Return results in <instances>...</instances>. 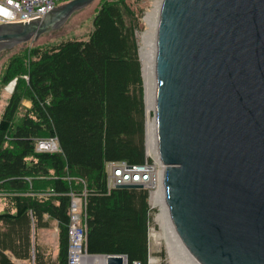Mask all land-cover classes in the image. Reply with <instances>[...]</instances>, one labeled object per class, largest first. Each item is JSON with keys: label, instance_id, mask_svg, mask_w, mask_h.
<instances>
[{"label": "trees", "instance_id": "16d2710c", "mask_svg": "<svg viewBox=\"0 0 264 264\" xmlns=\"http://www.w3.org/2000/svg\"><path fill=\"white\" fill-rule=\"evenodd\" d=\"M139 28L127 0H102L87 38L36 45L5 65L2 83H16L0 117V264H67L70 192L85 186L86 251L148 264L150 191L108 190L106 172L109 161H150ZM50 135L61 150L37 151ZM52 222L56 260L36 239Z\"/></svg>", "mask_w": 264, "mask_h": 264}, {"label": "water", "instance_id": "95a60500", "mask_svg": "<svg viewBox=\"0 0 264 264\" xmlns=\"http://www.w3.org/2000/svg\"><path fill=\"white\" fill-rule=\"evenodd\" d=\"M92 1L1 22L0 50L61 27ZM154 73L156 152L184 245L199 264H264V0H162Z\"/></svg>", "mask_w": 264, "mask_h": 264}, {"label": "rangeland", "instance_id": "374dc122", "mask_svg": "<svg viewBox=\"0 0 264 264\" xmlns=\"http://www.w3.org/2000/svg\"><path fill=\"white\" fill-rule=\"evenodd\" d=\"M102 0H93L88 5L73 12L66 22L59 28L48 31L40 35L37 39H31L26 42L19 43L10 48L0 50V117L8 103V100L13 93L12 87H15L16 78L9 80L7 83H2L1 77L4 72L5 65L8 61L19 54L23 50L37 46H50L59 43L62 40L69 38H87L93 29V17ZM132 7L140 14V28L137 31L139 45L143 44V33L147 29H152L146 20L148 13H153L159 9L162 0H127ZM155 12V13H156ZM148 29V30H149ZM154 38V36H153ZM152 39V37L150 38ZM151 57V51L150 56ZM143 66V60H141ZM25 77V75H24ZM153 81V80H152ZM154 82V81H153ZM144 85V94H145ZM28 104V102H24ZM146 108V105H145ZM153 109V108H152ZM150 111L151 118H154L153 110ZM147 112V108H146ZM148 119V114H146ZM46 137V136H43ZM146 155L150 160L159 158L154 151L148 152L146 147ZM160 161V160H159ZM161 162V161H160ZM159 184V183H157ZM162 185V183L160 182ZM159 184V185H160ZM158 186V185H157ZM163 186V185H162ZM157 188V187H156ZM156 190V189H155ZM154 190V191H155ZM166 203V202H165ZM149 204L151 207V222L148 231L149 238V259L148 264H178L173 260L172 249L169 245V233L166 218L163 212V206L159 202H155L152 195L149 196ZM2 209L0 205V210ZM59 231L55 222L47 228H40L36 233L37 242L43 247L46 256L51 260H56L59 252ZM175 262V263H174Z\"/></svg>", "mask_w": 264, "mask_h": 264}, {"label": "built area", "instance_id": "2783aa9c", "mask_svg": "<svg viewBox=\"0 0 264 264\" xmlns=\"http://www.w3.org/2000/svg\"><path fill=\"white\" fill-rule=\"evenodd\" d=\"M70 0H0L1 22H25L40 19L58 5ZM14 90V86L12 87ZM37 151H60L58 137L50 135L35 139ZM163 165L159 160H145L143 163H130L127 160L109 161L106 166L107 188L117 187L118 184L140 183L150 191V197L161 182ZM70 223L68 228L69 247L68 263L81 264L89 254L84 246L86 240V186L80 192H70ZM125 264L127 258L125 255ZM133 264H141L134 261Z\"/></svg>", "mask_w": 264, "mask_h": 264}, {"label": "bare ground", "instance_id": "6f19581e", "mask_svg": "<svg viewBox=\"0 0 264 264\" xmlns=\"http://www.w3.org/2000/svg\"><path fill=\"white\" fill-rule=\"evenodd\" d=\"M161 3L159 5L158 13L157 8L154 10L153 13H148L146 15V20L148 21L150 27L152 29H147L143 33V44L141 45V56L143 60V74L145 79V91H146V108H147V125H146V147L148 152L156 151V121L155 118H151L150 111L152 108L155 107V96H154V89H155V81H154V56L156 51V32H157V25L158 19L160 15ZM156 12V13H155ZM154 36V38H153ZM152 37V39H150ZM151 51V57L150 56ZM154 82H153V81ZM158 158V157H157ZM158 160V159H156ZM161 183L163 185L162 177ZM160 184V182H159ZM157 186L156 190L153 191L152 197L155 202H159L163 206V215L166 218L167 226H168V233H169V245L172 249L173 260L178 264H199L194 257L190 254L186 246L184 245L180 235L178 234L172 219L168 212V207L165 193H164V185L161 184ZM174 262V263H175ZM81 264H105V259L103 256L98 255H90L84 258Z\"/></svg>", "mask_w": 264, "mask_h": 264}, {"label": "crops", "instance_id": "0c3cea01", "mask_svg": "<svg viewBox=\"0 0 264 264\" xmlns=\"http://www.w3.org/2000/svg\"><path fill=\"white\" fill-rule=\"evenodd\" d=\"M0 205H1V207H2V209H1L0 211H2L3 208H4V201H3V198L0 199ZM18 262L21 263V264H23V263H24V260H18Z\"/></svg>", "mask_w": 264, "mask_h": 264}]
</instances>
